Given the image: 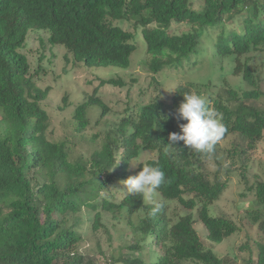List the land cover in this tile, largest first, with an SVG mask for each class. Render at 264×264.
<instances>
[{"label": "trees", "instance_id": "1", "mask_svg": "<svg viewBox=\"0 0 264 264\" xmlns=\"http://www.w3.org/2000/svg\"><path fill=\"white\" fill-rule=\"evenodd\" d=\"M198 6L193 0H0V264H96L95 257L79 249L83 239L79 212L83 208L95 212L93 228L97 230L105 227L100 207L119 219L123 212L129 217L140 210L146 213L137 225L128 217L136 234L129 248L141 254L119 258L125 264H227L226 258L208 248L195 222L203 223L212 242L237 232L235 221L209 211L228 188L221 178L224 162L219 153L239 161L243 176L247 169L259 166L260 159L255 158L264 159V107L257 103L264 99V0H201ZM227 11L232 13L226 20L242 14V32L225 31L223 13ZM120 20L140 27L154 74L176 68L202 52L206 26L222 24L215 54L233 59V73L242 77L244 86L226 83L209 96L227 128L211 158L183 141L170 144L168 139L170 133L180 132V123H186L176 118L183 93L199 94L202 87L215 86L211 82L202 86L180 83L166 101L160 94L136 116H125L106 131L102 145L89 158H71L69 140L52 138L51 117L42 106L51 87H39L30 73L31 63L23 50L29 33H47V41L65 46L75 63L127 68L137 46L131 42L135 35ZM173 22H189L192 28L175 33ZM258 50L263 55L252 54ZM106 82L125 84L122 78L102 81ZM83 99L73 112L78 130L90 124L91 105L102 106L101 118L108 111L98 88ZM147 151L156 157L146 164L159 165L165 172V183L157 191L167 201L166 207L154 216L150 215L153 203L139 195L128 193L119 202L103 197V190L125 177L131 162ZM210 159L218 161L214 171L207 166ZM261 167L263 173H255V182L248 183L256 196L248 217L251 225L258 224L263 231L264 163ZM173 200L189 210L175 221L167 215ZM153 241L160 255L150 262L142 253ZM257 250L256 263L248 258L246 264H264V242L257 243ZM112 260L109 264L118 259Z\"/></svg>", "mask_w": 264, "mask_h": 264}, {"label": "rangeland", "instance_id": "2", "mask_svg": "<svg viewBox=\"0 0 264 264\" xmlns=\"http://www.w3.org/2000/svg\"><path fill=\"white\" fill-rule=\"evenodd\" d=\"M193 1L196 6L199 5L200 0ZM118 22L125 29L134 32L135 35L131 42L135 43L137 48L133 52L131 64L127 68L115 65L88 66L83 62L75 63L73 54L68 52L65 46L51 45L47 41L48 34L42 31L30 32L23 49L31 63L30 73L36 85L41 88L51 87L42 106L51 117L52 138L57 140L67 138L69 140L71 158H76L79 155L89 158L92 152L102 145L106 131L118 125L125 116H136L142 106L160 94V97L165 101L171 99L172 92L180 83L197 82L199 86H202L211 82L215 86L205 89L202 87L199 93L206 95L208 100L210 95H215L226 83L238 88L244 86L242 77L233 73V59H222L215 54L213 43L218 29H208L209 36L203 40L202 52L191 55L190 59L176 68H166L154 74L147 65L148 63H145L149 60V54L141 29L137 30L133 22L121 20ZM227 23V30L228 28H238L239 19L230 20ZM190 28L189 23L173 22L171 31L182 33ZM41 36L45 38L43 42ZM221 65L223 70L220 69ZM111 78H122L125 81L124 86L108 82L102 83V81ZM225 87L226 85H224ZM96 88H98V95L107 104L108 111L101 118L102 106L91 105L89 108L90 124L85 129L78 130L73 118L75 107L84 100V96L92 94ZM66 94L69 96L68 104L65 106L63 101ZM257 103L260 108L264 107V99L258 100ZM100 118L101 120H99ZM257 151V155L261 157V150L258 147ZM120 154L121 151L118 155ZM155 157V152L147 151L134 159L127 168V175L118 177L107 186L103 190V197H108L112 202L122 200L128 194L122 182L130 176L138 175L142 170L140 164L143 163L144 166L147 159ZM219 158L224 162L221 178L228 182V188L218 200L209 206V211L211 215H226L238 224L239 229L217 243L208 240L207 229L201 221H196L195 227L203 236L208 248L226 258L227 264H246L248 258H252L256 263L258 258L257 243L264 242V230L259 229L258 224L251 225V220L248 217V209L253 207L256 202L255 189L248 188V183L255 182V173H263L261 165L264 163V159L255 158L260 159L259 166L247 169L243 176L240 173L239 161L233 162L221 153H219ZM217 163L216 159H210L207 161V166L214 171L217 168ZM162 198L156 190L153 201H162L166 204L167 201ZM101 199L102 196L98 198L99 201ZM98 211L103 213L105 227L100 226L97 230L93 228L95 212H88V209L84 208L79 212L83 220L80 226L83 239L79 244L82 253L95 257L96 264H109V258L118 259L111 264H125L119 258L129 253L140 255L139 250L132 252L133 249L129 248L133 244L136 234L133 231V226L129 223L128 213H119L118 216H121L119 219L110 212H103L101 207ZM186 211L189 210L182 207V204L177 200L168 203L167 215L171 221H175L178 214H184ZM145 215V211L140 210L129 218L134 225H137L140 218ZM142 254L146 260L154 262L159 259L160 250L155 242L154 244L150 242L147 246L145 245Z\"/></svg>", "mask_w": 264, "mask_h": 264}, {"label": "clouds", "instance_id": "3", "mask_svg": "<svg viewBox=\"0 0 264 264\" xmlns=\"http://www.w3.org/2000/svg\"><path fill=\"white\" fill-rule=\"evenodd\" d=\"M203 1L204 0H202V2ZM197 7L199 8V6ZM231 13L232 12L229 11L223 13L225 20L226 17ZM234 15L236 16L231 20L237 18L239 19L238 28H228L227 30V21H230L228 19L226 20L224 25V29L226 32H229L233 29H236L238 32L242 31V14L235 13ZM221 25L222 24H209L208 26H206L202 38V44L203 40L209 36L208 29H218L217 33H219L222 30ZM190 26L192 28L191 24ZM132 33L134 34V32ZM216 37L213 44H215L216 42ZM260 51L262 50L252 51V54L263 55L262 53H260ZM148 61L150 60H147V62L145 63H148ZM176 118L178 121H186V123L179 124L180 132H172L169 134L168 139L170 144H176L180 141H183L185 146L207 156L208 158H211L215 153V147L217 143L224 137L225 133L227 132V128L222 123L219 113L213 107H211L210 101L208 100L207 96L194 92L183 93V100L176 110ZM122 183L125 186L126 191L130 195H139L143 199L153 202V207L151 209L150 215L154 216L157 213H162L164 211L166 207L164 202L153 201L154 193L165 183V172L159 165L146 164L143 166L138 175L130 176Z\"/></svg>", "mask_w": 264, "mask_h": 264}]
</instances>
